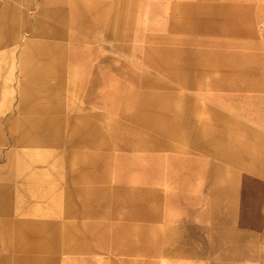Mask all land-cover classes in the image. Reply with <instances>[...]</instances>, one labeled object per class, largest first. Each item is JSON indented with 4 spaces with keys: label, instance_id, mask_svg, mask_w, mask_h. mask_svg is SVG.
Returning <instances> with one entry per match:
<instances>
[{
    "label": "rangeland",
    "instance_id": "obj_1",
    "mask_svg": "<svg viewBox=\"0 0 264 264\" xmlns=\"http://www.w3.org/2000/svg\"><path fill=\"white\" fill-rule=\"evenodd\" d=\"M46 11L42 0H0V264H75L85 249V153L116 149L109 140V150L85 152L76 83H65L76 96L61 98L59 113L26 112L35 89L26 64L21 79L29 35L20 31ZM200 24L188 80L173 69L170 117L167 98L155 114L129 104L120 111L141 128L107 131L122 135L120 153L155 161L139 172L125 163L130 220L92 241V264H128L152 249L157 264H264V0H204ZM147 213L165 218V241L147 243L132 227Z\"/></svg>",
    "mask_w": 264,
    "mask_h": 264
},
{
    "label": "crops",
    "instance_id": "obj_2",
    "mask_svg": "<svg viewBox=\"0 0 264 264\" xmlns=\"http://www.w3.org/2000/svg\"><path fill=\"white\" fill-rule=\"evenodd\" d=\"M42 2L47 15L27 16L30 23L20 31L29 35L20 47L21 79L26 64V82L33 83L31 87L35 89L31 95L34 104L27 106L26 112L59 113L61 98L76 96L71 89H65V83H76L82 107L85 152L89 146L103 151L109 150L112 144L116 148L112 154L100 151L84 156L88 213L83 230L85 249L75 264H92V241L102 239L110 224L118 227L124 225V220H130L128 213H124L130 207L128 201H123L125 191L121 183L125 163L131 162L127 167L139 172L141 161H155L150 157L154 155L148 152L120 153L118 141L122 135L118 132L113 138L107 131L111 127L141 128L137 126L139 122L134 125L130 119H125V113L120 109L137 104L138 113L155 114L157 105L163 107L157 99L164 98L165 101L171 97L173 69L180 75V80H188L194 62L187 54L198 50L201 43L204 0ZM173 49L180 55L174 61ZM164 105L169 107L164 112L170 117V100ZM93 162L98 164L93 165ZM163 162L165 165L166 161ZM150 166L154 173L155 166ZM110 173H114V178H110ZM141 204L139 209L149 210L154 203ZM133 222L132 227L141 230L139 236L145 242L166 240L165 218L156 220L147 213ZM139 258L131 257L126 262L157 264L162 253L157 254L152 249L148 255H139Z\"/></svg>",
    "mask_w": 264,
    "mask_h": 264
}]
</instances>
